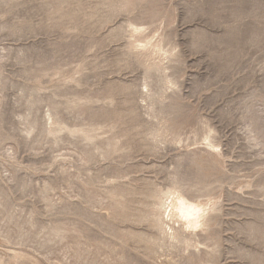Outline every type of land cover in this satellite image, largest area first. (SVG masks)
Segmentation results:
<instances>
[{"label": "rangeland", "instance_id": "374dc122", "mask_svg": "<svg viewBox=\"0 0 264 264\" xmlns=\"http://www.w3.org/2000/svg\"><path fill=\"white\" fill-rule=\"evenodd\" d=\"M0 264H264V0H0Z\"/></svg>", "mask_w": 264, "mask_h": 264}]
</instances>
